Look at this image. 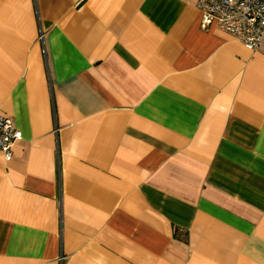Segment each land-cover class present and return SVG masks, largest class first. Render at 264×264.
<instances>
[{"label":"crops","instance_id":"obj_1","mask_svg":"<svg viewBox=\"0 0 264 264\" xmlns=\"http://www.w3.org/2000/svg\"><path fill=\"white\" fill-rule=\"evenodd\" d=\"M197 0H0V264H264V44Z\"/></svg>","mask_w":264,"mask_h":264},{"label":"built area","instance_id":"obj_2","mask_svg":"<svg viewBox=\"0 0 264 264\" xmlns=\"http://www.w3.org/2000/svg\"><path fill=\"white\" fill-rule=\"evenodd\" d=\"M202 25L216 22L218 27L255 51L264 44V0H197ZM21 132L12 119L0 114V152L10 160Z\"/></svg>","mask_w":264,"mask_h":264}]
</instances>
